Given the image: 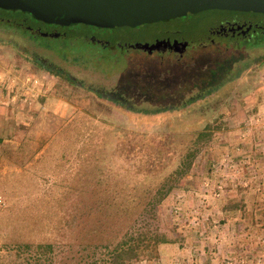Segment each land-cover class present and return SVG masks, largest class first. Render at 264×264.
<instances>
[{
  "label": "rangeland",
  "instance_id": "374dc122",
  "mask_svg": "<svg viewBox=\"0 0 264 264\" xmlns=\"http://www.w3.org/2000/svg\"><path fill=\"white\" fill-rule=\"evenodd\" d=\"M19 14L0 9V17L10 19L0 20V42L16 45H0V105L13 109L17 122L14 137L0 141V264H83L79 257L83 252H75L72 229L78 220L84 224L80 214L94 203L96 188L104 185L101 180L109 183L113 174L128 176L131 183H123L126 187L152 191L206 125L209 139L198 146L189 169L159 204L156 224L172 242L179 237L187 248L200 244L207 251L212 243L210 224H217L219 231L224 226L212 220L221 224L230 210L224 209L226 205L250 200L254 203L252 209H245L250 216L247 225L230 226L228 232L244 231L249 237L258 230L256 216L261 210H256V204H263L264 210V160L257 159L253 147L249 158L242 156L240 145L231 152L229 141L238 138L243 121L264 111V63L190 111L141 121L128 119L84 88L38 70L18 52L43 58L79 80L82 87L120 96L135 108L177 104L219 81L225 71L235 72V62L248 61L263 51L246 48L264 40L258 31L248 39H218L199 50L195 42L207 39L208 26L221 17L264 24V15L211 10L193 18L134 27H63L67 33L84 32L113 42L102 46L79 36L38 35L12 21ZM26 22L34 24L28 17ZM164 37L192 40L183 59H171L168 52L160 59L154 53L116 45L152 43ZM83 61L94 65L84 66ZM218 62L209 81L196 79L199 69H214ZM216 185L224 189L218 197ZM258 227L263 234L246 238V249L238 251L236 245L237 252L231 253L223 243L220 263L264 264V225ZM155 253L142 254L134 264H166ZM34 254L40 258L35 260ZM208 255L201 264L209 262Z\"/></svg>",
  "mask_w": 264,
  "mask_h": 264
},
{
  "label": "trees",
  "instance_id": "16d2710c",
  "mask_svg": "<svg viewBox=\"0 0 264 264\" xmlns=\"http://www.w3.org/2000/svg\"><path fill=\"white\" fill-rule=\"evenodd\" d=\"M179 18L182 17L169 20ZM79 25L92 27L85 24ZM76 34L78 33L71 32L66 35L70 37ZM6 44H10L12 48H16L14 43H7L6 41L0 42V45ZM261 47H264V40L262 39L254 45L246 46L248 49ZM18 54L24 58L23 60L27 61L38 70L70 86L84 88L88 92H91L96 99L120 112L128 119L141 121H159L166 117L177 116L190 111L225 92L238 81L244 72L257 69L264 63L263 50L260 54L248 61H240L238 63L234 61L235 72H233L232 69L225 71L224 76L219 81L212 84L208 83L206 87L190 95L180 103L135 108L123 101L120 96L97 92L89 87H82L83 84L79 80H74L68 76L67 73L60 69H56L43 58L25 53L24 51L21 53L18 52ZM75 60L77 59H73V61ZM81 64L84 66L94 65L91 61H83ZM219 65L220 62L215 64L213 67L214 69L207 67L199 69L198 72L200 73L197 74L199 77L196 79L198 81H209L211 74L216 71ZM225 69H227V67H225ZM198 81H196V83ZM208 128V125H206L204 129L196 132L195 138L191 144L192 146L190 147V145H188L185 148L180 154L179 160L175 166L168 171L167 175L152 191L143 190L138 192L135 186L126 187L123 183H131L128 182L130 179L128 176L123 177L113 174L109 179V183L107 180H101L104 185L96 188L94 203H90L86 206L82 214H80V217L82 215L84 218V224H81L82 220H78L77 223H74L72 229V232L75 233V239L77 240L75 252H83V254L79 255V257L83 259V264H134V262L139 260L142 254L155 252L158 245L172 243V239L167 237L163 231H160L156 224L158 206L170 193L173 186L177 184L178 180L189 169L195 152L198 150V146L209 139L211 132ZM226 206V209H233V207L237 206V203ZM86 218H88V220H86ZM81 232L83 233L79 236ZM177 240H179V237ZM22 246L28 247L29 244L23 243ZM39 246L38 244L36 248ZM65 257L73 259L72 255H67ZM33 258L36 260L40 258V256L34 254Z\"/></svg>",
  "mask_w": 264,
  "mask_h": 264
},
{
  "label": "water",
  "instance_id": "95a60500",
  "mask_svg": "<svg viewBox=\"0 0 264 264\" xmlns=\"http://www.w3.org/2000/svg\"><path fill=\"white\" fill-rule=\"evenodd\" d=\"M0 9L18 10L44 23L114 29L189 16L208 9L264 14V0H0ZM186 43L175 39L170 42L166 38L128 46L146 53L170 48L181 54Z\"/></svg>",
  "mask_w": 264,
  "mask_h": 264
},
{
  "label": "crops",
  "instance_id": "0c3cea01",
  "mask_svg": "<svg viewBox=\"0 0 264 264\" xmlns=\"http://www.w3.org/2000/svg\"><path fill=\"white\" fill-rule=\"evenodd\" d=\"M12 110L11 109L9 110V107L7 105H3V106L0 105L1 143L8 142L10 140V136L14 137V133H15L14 131L17 128L15 124L17 122H15L14 114ZM262 113H264V111ZM240 131H242L241 133H244L246 135L243 138L238 137L237 139L230 140L229 141L231 145L230 151L232 152L233 149H237L236 147L237 145L238 146L240 145L239 149L241 150V152H243V154H245L242 156H246V158L247 157L249 158L250 150L253 147L254 150L258 153L257 159L264 160V155L262 154L264 153V127L261 128L258 123L250 127L241 125L239 126L238 132ZM246 150L248 151V153H244L246 152ZM220 191L223 193L224 189L223 190L221 189ZM241 194L242 192L239 195ZM253 203L254 202L250 200H240L239 203H237L236 207H233V209L225 211L224 218L222 219L224 221H222L221 224L215 218L212 220L213 222L217 221L219 225H224V226H222L221 230L219 231L218 230L219 226H217V224L215 223L212 225L210 224L209 232H208L209 234L208 239L212 243L208 246L207 251L205 249H202V246L200 244H197V246L194 244L192 248H187L186 245L182 243L181 239L179 238V240H177L176 242L164 243V244L158 245L155 251L157 253L155 254H158L157 255L159 257L158 259L162 260V262H166V264H169L171 261H174V260L175 261L177 260V263L179 262V264H201L200 263L201 258L206 259L205 256L207 255V253H209L208 255L209 262L207 264H224V263H220L219 261L220 258H218V253L220 254L221 252L220 248H222L223 243L227 244V249L229 250V252L234 253L236 251L235 250L236 245L238 246L237 247L238 251L244 248L246 249V246L244 245L246 244L245 241L249 239L250 237H252L253 233L255 234V238H258L260 234H263L262 229L260 232L259 227H258V226H261L262 224L264 225L263 204L261 205L256 204V208H257L256 210L258 209L261 210L256 216L257 218L256 228L258 229L256 232L250 233L249 237L246 236L243 229H242L243 231L242 233L238 231L228 232V230L230 229V226L233 227V225H238L240 226V228H242L243 226L247 225L248 220L250 219V216H248V213H246L245 209L246 210L252 209ZM241 208L243 210H241ZM224 209H226V206L224 207ZM246 233L248 234V232ZM211 247H213L212 248L213 251H211L210 249ZM201 250H203V252ZM230 258H233V256H231Z\"/></svg>",
  "mask_w": 264,
  "mask_h": 264
},
{
  "label": "flooded vegetation",
  "instance_id": "af4514ba",
  "mask_svg": "<svg viewBox=\"0 0 264 264\" xmlns=\"http://www.w3.org/2000/svg\"><path fill=\"white\" fill-rule=\"evenodd\" d=\"M211 10H218V9H208V10H204V11L194 13V14L189 15V16H181V17L193 18L195 16H199L200 14L204 13L205 11H211ZM220 11H229V10H220ZM236 12L264 15L262 13H254V12H242V11H236ZM19 13H20L19 16L15 20H12V21L15 22L16 24H18L19 26H22L25 29H28L29 31H31L33 33H36V34L41 35V36H46V35L53 36L52 35L53 33H57L56 36H54V37L67 36L66 35L67 31L63 29V27H66V26L52 24V23H44L40 20L35 19L34 17H32L31 15H29L27 13H24L21 11H19ZM27 17L29 20L34 21V24H30V23L28 24L26 22ZM0 20L8 21L10 19L8 17H0ZM92 27H94V26H92ZM184 30H185V32H188L187 29H184ZM253 31L254 32L258 31L261 35H264V24H261L256 20L236 19L235 21H233V20H230L228 18L221 17L217 20V22L215 21L213 24L208 26V28H207V34L208 35H206L207 39L204 42L197 41V42H195V44L198 47V49L201 50V49H205L208 45H215L216 41L218 39L224 38V39H228L230 41H237V39H248L251 36V32H253ZM74 36L84 37V38L89 39L90 41L98 43L102 46H106L108 44H113L111 42H108L106 40L98 38L92 34H86L84 32L78 33ZM166 38L170 42L174 39L177 41H186L187 43L185 45V49L182 51L181 54H179L178 52H176L170 48H166L163 51L162 50H159V51L152 50L150 53H147V54H153L154 53V54L158 55V58L161 59L162 58L161 54L168 52V54L170 56L169 58H171V59H183L184 54L188 53L187 47H189L192 40H189L186 38L180 39V38H173V37L172 38L171 37H164L161 39H166ZM157 40H160V39H157ZM116 45L118 47H122V46H128L129 44L117 43ZM130 48H132V47H130ZM134 49H137V48H134ZM260 49L264 50V47H261ZM137 50L143 51L141 49H137ZM143 52H145V51H143Z\"/></svg>",
  "mask_w": 264,
  "mask_h": 264
},
{
  "label": "built area",
  "instance_id": "2783aa9c",
  "mask_svg": "<svg viewBox=\"0 0 264 264\" xmlns=\"http://www.w3.org/2000/svg\"><path fill=\"white\" fill-rule=\"evenodd\" d=\"M251 117H253V118L252 119H247L246 121H243L241 123V125L250 127V126L255 125L256 123H258L261 128L264 127V113H260V112L257 113L256 112ZM241 132L242 131L239 132V135H238L239 138H243L246 135V134L241 133ZM227 157H228V154H226L225 158H227ZM243 184L246 185V182L243 183ZM215 187L216 188H215V191H214V196L218 197L220 189H221V185H216Z\"/></svg>",
  "mask_w": 264,
  "mask_h": 264
}]
</instances>
